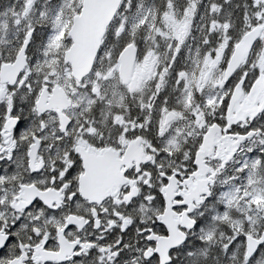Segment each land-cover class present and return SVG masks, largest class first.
<instances>
[{
	"label": "snow or ice",
	"instance_id": "1",
	"mask_svg": "<svg viewBox=\"0 0 264 264\" xmlns=\"http://www.w3.org/2000/svg\"><path fill=\"white\" fill-rule=\"evenodd\" d=\"M0 264H264V0H0Z\"/></svg>",
	"mask_w": 264,
	"mask_h": 264
}]
</instances>
